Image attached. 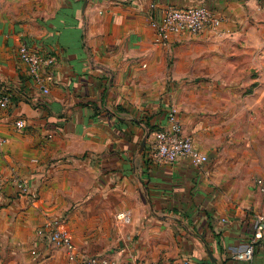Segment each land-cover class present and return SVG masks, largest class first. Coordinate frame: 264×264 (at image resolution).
Wrapping results in <instances>:
<instances>
[{
  "label": "crops",
  "instance_id": "1",
  "mask_svg": "<svg viewBox=\"0 0 264 264\" xmlns=\"http://www.w3.org/2000/svg\"><path fill=\"white\" fill-rule=\"evenodd\" d=\"M85 1L0 0V97H10L0 105V264H70L38 234L61 217L86 256L264 264V228L253 259L236 257L264 213V85L252 70L263 61L264 0H88L83 11ZM153 1L157 15L208 7L224 18L220 33L158 42ZM21 44L55 58L47 92ZM172 103L205 164L152 157ZM120 240L128 250L111 251Z\"/></svg>",
  "mask_w": 264,
  "mask_h": 264
},
{
  "label": "built area",
  "instance_id": "2",
  "mask_svg": "<svg viewBox=\"0 0 264 264\" xmlns=\"http://www.w3.org/2000/svg\"><path fill=\"white\" fill-rule=\"evenodd\" d=\"M157 3L150 4L149 22L156 32L158 42H168L173 37L183 34H199L206 30H213L217 34L224 18L221 14L205 6H187L174 7L165 6L156 14ZM20 60L28 66V72L31 77L42 86L45 92L46 88V71L50 68L55 58L45 57L41 53L30 49L26 44H21L18 48ZM10 97L4 95L0 97V105L5 106L9 103ZM166 126L155 130L154 142L151 146V155L157 163H174L181 157H186L195 166H201L208 161V156L200 150L194 143L191 135L185 134L183 121L180 116V109L177 104L172 103L167 108ZM26 122L23 118L15 121L17 130H24ZM7 138L0 135V143H5ZM5 178L0 176V200L3 196V187ZM260 190L264 193V178L259 179ZM17 187L23 194H28L27 183L23 180H16ZM125 216L120 213L118 217ZM256 232L254 237L247 243L243 249L237 252L236 257L239 260L251 261L254 257L257 242L262 236L264 228V213H259L256 217ZM38 234L45 237L52 245L63 249L67 255L70 264H159L157 261L139 260L136 258L121 260L107 255H83L77 248L73 237L66 225V219L49 218L38 229ZM182 264H200L199 262L184 258Z\"/></svg>",
  "mask_w": 264,
  "mask_h": 264
},
{
  "label": "rangeland",
  "instance_id": "3",
  "mask_svg": "<svg viewBox=\"0 0 264 264\" xmlns=\"http://www.w3.org/2000/svg\"><path fill=\"white\" fill-rule=\"evenodd\" d=\"M254 54H256L257 56H259L260 58H261V60H263V61H260V62H258V63H256V67L255 68H253L252 70H253V74L255 75V76H261L262 77V82H263V85H264V46L263 47H258L256 50H255V53ZM259 76V77H260ZM259 80H257V85H259ZM253 84V83H252ZM251 85V84H250ZM120 213H122V212H119V213H116L115 214V218L117 219V220H119V221H121V222H125V220H127L129 217H127V215L128 214H126L125 216H122V217H118V215L120 214ZM133 241V240H132ZM119 244L120 245H117V246H119L118 248L117 247H113L112 249H111V251H120V250H128V248H127V244H126V240H125V242H123L122 240H120V242H119ZM121 256V258H124V257H126L125 255H120ZM177 259H179L178 257H176V256H168V259H167V262H170V263H167V264H174V262L177 260ZM157 261V260H156ZM157 262H159V263H161V264H163L161 261H157ZM165 262H166V260H165Z\"/></svg>",
  "mask_w": 264,
  "mask_h": 264
},
{
  "label": "water",
  "instance_id": "4",
  "mask_svg": "<svg viewBox=\"0 0 264 264\" xmlns=\"http://www.w3.org/2000/svg\"><path fill=\"white\" fill-rule=\"evenodd\" d=\"M88 0H86L84 2V6H83V11L85 10L86 6H87ZM145 143H146V138L143 139L141 146H140V150H143V148L145 147Z\"/></svg>",
  "mask_w": 264,
  "mask_h": 264
}]
</instances>
